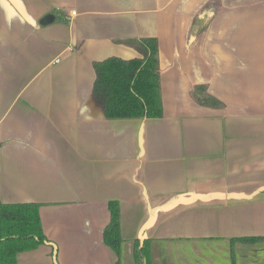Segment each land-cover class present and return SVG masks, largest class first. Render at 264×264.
I'll use <instances>...</instances> for the list:
<instances>
[{
	"label": "crops",
	"instance_id": "obj_1",
	"mask_svg": "<svg viewBox=\"0 0 264 264\" xmlns=\"http://www.w3.org/2000/svg\"><path fill=\"white\" fill-rule=\"evenodd\" d=\"M150 38L162 118L106 119L93 64ZM0 203L49 241L16 264H135L139 238L151 264H264V0H0Z\"/></svg>",
	"mask_w": 264,
	"mask_h": 264
},
{
	"label": "trees",
	"instance_id": "obj_2",
	"mask_svg": "<svg viewBox=\"0 0 264 264\" xmlns=\"http://www.w3.org/2000/svg\"><path fill=\"white\" fill-rule=\"evenodd\" d=\"M126 44L139 53L138 58L123 60L111 57L93 64V101L109 120L160 119L163 108L158 42L150 38L131 40ZM191 98L200 106L222 107L218 100L208 94L205 86L195 87L191 91ZM38 209L39 206L35 204L0 203V264H16L20 253L49 244L43 234ZM108 210L110 221L103 231V241L119 259L123 240L118 203L109 202ZM239 240L253 243L261 238ZM150 243L151 240L145 238L134 241L135 264H151Z\"/></svg>",
	"mask_w": 264,
	"mask_h": 264
},
{
	"label": "built area",
	"instance_id": "obj_3",
	"mask_svg": "<svg viewBox=\"0 0 264 264\" xmlns=\"http://www.w3.org/2000/svg\"><path fill=\"white\" fill-rule=\"evenodd\" d=\"M68 14H69V15H68L69 17H73V16H75V12H74V11H72V12H68ZM56 62H59V60L57 59Z\"/></svg>",
	"mask_w": 264,
	"mask_h": 264
}]
</instances>
